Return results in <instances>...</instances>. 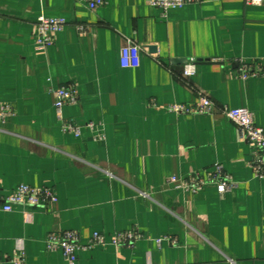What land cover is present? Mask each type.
I'll use <instances>...</instances> for the list:
<instances>
[{
    "label": "crops",
    "instance_id": "obj_1",
    "mask_svg": "<svg viewBox=\"0 0 264 264\" xmlns=\"http://www.w3.org/2000/svg\"><path fill=\"white\" fill-rule=\"evenodd\" d=\"M40 16L68 21L45 49L35 43ZM129 39L141 47L136 68L121 65ZM244 64L263 74L243 78ZM70 83L79 100L65 117L101 124L80 136L63 131L55 107L56 89ZM202 96L213 113L169 109ZM0 104L14 111L0 120V264L21 254L25 264H71L47 250L49 233L77 230L86 244L95 232L110 240L133 229L144 238L132 247L79 250L72 264H264V177L219 110L249 108L264 128V3L203 0L164 17L149 0L95 9L90 0H0ZM217 165L235 181L224 193L171 180ZM21 184L52 187L59 200L4 210L3 196Z\"/></svg>",
    "mask_w": 264,
    "mask_h": 264
},
{
    "label": "built area",
    "instance_id": "obj_2",
    "mask_svg": "<svg viewBox=\"0 0 264 264\" xmlns=\"http://www.w3.org/2000/svg\"><path fill=\"white\" fill-rule=\"evenodd\" d=\"M203 0H149L152 6L162 10L164 17L168 16V12L172 8H178L189 4L202 3ZM247 4L261 5L264 0H246ZM103 4V0H90V8L95 9ZM68 21L64 18H54L40 16L34 24L35 43L38 48L45 49L52 45L55 41L56 34L65 29ZM88 26L78 24L77 29L86 32ZM127 44L121 50V65L124 68H136L141 64V47L135 41L129 39ZM195 60H192L186 67L185 74L190 76L194 72ZM240 74L243 78L248 76H256L263 74L261 65L252 68L251 64L240 66ZM55 107L62 122V129L66 133L80 136L82 128L86 127L91 130L97 129L101 124L89 122L85 126H81L75 121L68 119L64 115V107L67 104H76L79 100L78 88L75 84H63L56 91ZM169 109L176 113H213L217 107L211 98L202 96L196 104L170 105ZM219 110L231 119L238 127L240 135L244 138L252 148L251 164L256 176L264 177V128L259 126L255 120L254 113L246 107L232 108L230 106L220 107ZM14 114L12 106L9 104H0V120ZM103 140L104 135L101 133L97 136ZM173 182H180V186L191 191H196L208 183L217 184L220 192L224 193L235 186L232 175L225 171L221 165L215 166L213 172L205 175L200 172H194L188 179H179L176 176L171 178ZM59 198L52 187H35L28 184H21L10 193L3 196V208L11 211L15 205H25L37 207L42 205L56 204ZM144 233L139 229L130 231H118L108 240L105 234L95 232L86 244H81L80 234L77 230H64L61 232H51L46 237V247L48 251H61L66 260L71 264L77 260L79 250H88L97 246L114 245L116 247H132L136 241L143 239ZM168 237L161 238L158 243ZM174 241V240H173ZM14 264H25L24 255H20L13 260Z\"/></svg>",
    "mask_w": 264,
    "mask_h": 264
},
{
    "label": "water",
    "instance_id": "obj_3",
    "mask_svg": "<svg viewBox=\"0 0 264 264\" xmlns=\"http://www.w3.org/2000/svg\"><path fill=\"white\" fill-rule=\"evenodd\" d=\"M202 60H198V62H201Z\"/></svg>",
    "mask_w": 264,
    "mask_h": 264
}]
</instances>
